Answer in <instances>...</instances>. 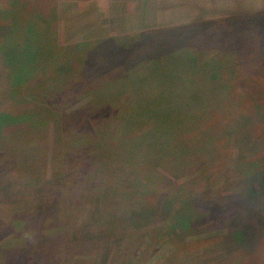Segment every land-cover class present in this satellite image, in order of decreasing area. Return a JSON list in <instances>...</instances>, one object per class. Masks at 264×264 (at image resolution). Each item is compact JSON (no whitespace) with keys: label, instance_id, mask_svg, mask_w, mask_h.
Listing matches in <instances>:
<instances>
[{"label":"rangeland","instance_id":"1","mask_svg":"<svg viewBox=\"0 0 264 264\" xmlns=\"http://www.w3.org/2000/svg\"><path fill=\"white\" fill-rule=\"evenodd\" d=\"M94 1L0 0V111L24 116L0 128V264H264V7L157 21ZM14 17L56 56L16 93Z\"/></svg>","mask_w":264,"mask_h":264},{"label":"trees","instance_id":"2","mask_svg":"<svg viewBox=\"0 0 264 264\" xmlns=\"http://www.w3.org/2000/svg\"><path fill=\"white\" fill-rule=\"evenodd\" d=\"M249 16L252 18L253 17L254 18L262 17L264 20V12H261V13L258 12L257 14H251ZM260 23L262 26H264V21H262ZM258 31L262 34L264 33V30L263 31L258 30ZM42 32L46 33L45 30H41V31L38 29L34 30L32 19H24L21 22V20H18L14 17V19H12V21L10 22V24L8 26V32L5 34L4 40H3V43L1 46V55L3 58V63L5 66L9 67V69H8L9 71L7 74L9 86L11 85L12 87L15 86L16 88H18V84L21 85L22 83H24L27 80H29L30 78H32L33 75L39 69L36 61L39 60L38 63H40L41 60H43V59L45 60L48 57H52V61L56 59L55 50L53 49V47H51V49H50L51 45L49 44V42L46 45L48 48H46V46H44V42L41 40V38L44 37L43 36L44 33L42 34ZM151 33L152 32L139 33V34H143L145 36V35H149ZM34 34H36V35H34ZM33 35L35 36V38L37 37V42H35V41H34V43H33V41L31 42L30 36H32V38H33ZM257 38H259V40L262 39L261 36H259V35L257 36ZM263 39H264V37H263ZM17 40H19V41H17ZM108 43L109 44H107V45H109L111 47H113V46L116 47V45L114 44L115 43L114 41L112 42V40L109 39ZM9 44H11V45H9ZM81 45L83 47L89 46V44L87 45V43H83ZM81 45L76 44V45H74V48L76 49L78 46L81 47ZM107 45H104V46H107ZM128 45L129 44H127V46ZM102 46H103L102 42L99 41L97 47L100 49ZM252 46L254 48H260L261 44L257 45L256 47H255V44H252ZM123 49H125V48L123 47ZM172 49H174V50H172L174 53L178 54V56L176 57L178 64H186V63H189L187 61H193V63H195L194 64L195 67L193 69L199 70L196 72L202 74L203 77H205L206 75H208L210 77V70L212 68L218 67L217 64L219 62V59H217V58L220 57V54H218V56L212 62V60L209 58H205V59L201 60V58H200L201 54H198V53L193 52L194 54L191 55V54L187 53V50H179L178 51V49H176V48H172ZM91 50L94 51V57H96L97 52H95L96 50L94 49V46L91 48ZM225 50H227V49L225 48ZM228 53H232V52L229 51ZM37 55H38V57H37ZM39 56H40V59H39ZM68 57L69 56H67V58L65 57V59L63 58V60L67 61L69 59ZM35 59H36V61H35ZM198 60L201 62H199ZM198 62H199V64H201V63L202 64L199 65ZM260 63L262 64V68H264V66H263L264 61L261 60ZM163 67H161L162 69H160V70L154 67V70L162 78H165L169 74L171 76V73L165 72V66H163ZM219 68L220 67H218V69ZM87 69L88 68H86V70ZM82 70H84V69H82ZM36 76H37V74H36ZM57 76L58 75H56V79H57ZM54 78H55V76L53 77V79ZM172 81H173L172 83H175L174 80H172ZM250 87H252V89H250ZM249 89L252 91H255L257 89L256 84H255V86H250V84H249ZM12 92L13 93L17 92L14 90V87H13ZM255 93H256V91H255ZM93 103H94V101L90 102V105H88V106H91V104H93ZM97 108H98V106H97ZM45 111H46V109H45ZM9 113H10L9 111L8 112H6L4 110L0 111V128L5 126V124L8 121L18 120V122H20V120H21L22 122H24V116L21 115V113L15 114L14 116L10 115ZM22 114H24V113H22ZM13 123H16V122H13Z\"/></svg>","mask_w":264,"mask_h":264},{"label":"crops","instance_id":"3","mask_svg":"<svg viewBox=\"0 0 264 264\" xmlns=\"http://www.w3.org/2000/svg\"><path fill=\"white\" fill-rule=\"evenodd\" d=\"M94 1V0H92ZM106 10L110 11V5L113 11L116 5H145L153 4L155 19L157 21L168 19L171 20H203L214 19L217 16H227L264 7V0H99ZM92 2L89 3V5ZM95 3V1H94ZM124 3V4H123ZM107 8H106V6ZM249 9V10H248ZM250 12V11H249ZM168 14V16H164ZM144 16V10L141 14ZM139 16V14H138ZM180 18V19H177ZM184 18V19H182Z\"/></svg>","mask_w":264,"mask_h":264}]
</instances>
